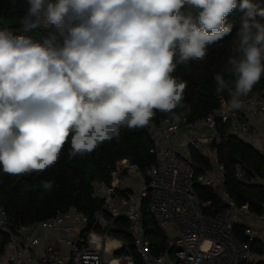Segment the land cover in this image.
<instances>
[{
	"label": "clouds",
	"instance_id": "1",
	"mask_svg": "<svg viewBox=\"0 0 264 264\" xmlns=\"http://www.w3.org/2000/svg\"><path fill=\"white\" fill-rule=\"evenodd\" d=\"M25 30L54 26L39 41L0 29V169L9 175L54 166L183 107L178 64L202 61L208 46L244 13L216 93L241 108L264 75V7L253 0H29ZM58 37V38H57ZM232 77L231 80L225 77ZM54 181H41L48 192Z\"/></svg>",
	"mask_w": 264,
	"mask_h": 264
},
{
	"label": "built area",
	"instance_id": "2",
	"mask_svg": "<svg viewBox=\"0 0 264 264\" xmlns=\"http://www.w3.org/2000/svg\"><path fill=\"white\" fill-rule=\"evenodd\" d=\"M231 99V97H230ZM229 100L222 101L206 117L190 122L162 118L146 126L150 140L149 153L155 162L141 171L127 159L118 161L110 171L109 182L97 181L93 197L102 207L89 218L75 208L57 213L53 218L12 230L0 208V232L8 242L0 255V264H134L132 256L117 255L127 248L123 240L110 235L113 221L126 219V229L132 239V248L143 264H245L254 262L258 254L251 250L250 240L264 242L261 230L245 226L244 235L237 238L234 224L246 223L252 214L247 206L237 208L229 202V209L215 216L204 214L210 201H201L193 187L195 173L188 149L193 147L205 155L209 169L197 181L209 189L223 191L226 170L216 160L213 142L217 140L218 126L226 125V134L239 137L252 145L264 159V95L242 96V107L233 109ZM264 164V161H263ZM235 179L241 183L264 186V178L248 177L236 165ZM166 237L172 228L175 237L170 252L153 255L151 243L145 236L143 209ZM242 216L243 219H240ZM264 222V212L253 215Z\"/></svg>",
	"mask_w": 264,
	"mask_h": 264
},
{
	"label": "trees",
	"instance_id": "3",
	"mask_svg": "<svg viewBox=\"0 0 264 264\" xmlns=\"http://www.w3.org/2000/svg\"><path fill=\"white\" fill-rule=\"evenodd\" d=\"M264 7V0H253ZM29 0H0V29H7L14 35L31 36L43 41L50 36L57 35L54 26L47 28L40 26L25 30V20L29 10ZM244 13L237 8L226 18V23L232 25V31L221 41L208 46L207 56L202 61H189L187 64H178L174 76L187 82L182 101L183 107L174 110L175 116H185L188 121L195 122L206 117L217 109L222 101L230 99L227 90L216 93L214 76L221 73L231 55L230 49L235 40L237 31L241 27ZM264 23V17H257ZM58 38V37H57ZM231 80L232 77L226 76ZM264 95V75L253 87L248 96ZM173 114L157 111L150 123H157L162 118H171ZM149 123V124H150ZM226 125L221 124L217 130V140L213 142L216 150V160L226 170L223 194L216 189L202 186L198 177L209 167V159L199 150L190 147L188 156L194 167V191L201 201H210L211 205L203 210L204 214L215 216L229 209V202L237 208L247 206L252 215H261L264 212V186L250 185L237 181L234 176L236 165H240L248 177L264 178V164L262 154L252 145L245 143L239 137L226 134ZM150 140L146 133V126L130 130L121 128L118 138L105 141L89 154L69 159V142L64 145L58 162L46 171L32 172L25 175H9L0 169V208L6 215L8 226L12 230L20 226L34 224L53 218L57 213L66 212L75 208L92 219L95 212L100 210L102 202L93 197L95 182H109L110 171L115 163L127 159L141 171H146L155 162L149 153ZM54 181L53 188L46 192L41 181ZM145 236L151 243L153 255L170 252L171 241L159 229L147 212L142 213ZM128 221L117 218L113 221L110 235L124 241L127 248L117 252V255L130 254L134 264H143L136 251L132 248L129 234L126 229ZM244 225L234 224L233 231L237 238L247 240L244 235ZM8 242V236L0 232V255ZM251 250L262 253V243L250 240ZM245 264H264V261Z\"/></svg>",
	"mask_w": 264,
	"mask_h": 264
},
{
	"label": "crops",
	"instance_id": "4",
	"mask_svg": "<svg viewBox=\"0 0 264 264\" xmlns=\"http://www.w3.org/2000/svg\"><path fill=\"white\" fill-rule=\"evenodd\" d=\"M219 191H221L220 188H218ZM223 194V193H222ZM225 197V196H224ZM240 219H243L242 216H239ZM241 223L242 225H246V226H249L251 228H254V229H258V230H261L263 227H264V222L260 221L259 219H256L255 216H251L250 219L246 220V223L245 221L243 222L241 220ZM261 242V241H260ZM262 243V253L261 254H258V257L257 259L252 262V263H256V262H260V261H264V242H261Z\"/></svg>",
	"mask_w": 264,
	"mask_h": 264
},
{
	"label": "water",
	"instance_id": "5",
	"mask_svg": "<svg viewBox=\"0 0 264 264\" xmlns=\"http://www.w3.org/2000/svg\"><path fill=\"white\" fill-rule=\"evenodd\" d=\"M166 234H167V236L169 237V239H174V237H175V233H174V231H173V229L172 228H168V229H166Z\"/></svg>",
	"mask_w": 264,
	"mask_h": 264
},
{
	"label": "rangeland",
	"instance_id": "6",
	"mask_svg": "<svg viewBox=\"0 0 264 264\" xmlns=\"http://www.w3.org/2000/svg\"><path fill=\"white\" fill-rule=\"evenodd\" d=\"M202 153L205 154V155H209V154L207 153V150L204 151V152H202ZM216 191H218V192L220 193V191L218 190V188L216 189ZM220 194H222V193H220ZM144 210H146V200L144 201Z\"/></svg>",
	"mask_w": 264,
	"mask_h": 264
},
{
	"label": "bare ground",
	"instance_id": "7",
	"mask_svg": "<svg viewBox=\"0 0 264 264\" xmlns=\"http://www.w3.org/2000/svg\"><path fill=\"white\" fill-rule=\"evenodd\" d=\"M111 264H117V262L116 261H113Z\"/></svg>",
	"mask_w": 264,
	"mask_h": 264
}]
</instances>
